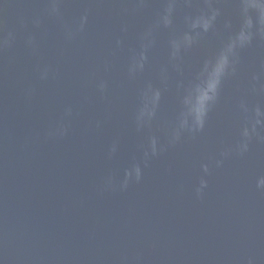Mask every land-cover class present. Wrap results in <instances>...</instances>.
<instances>
[{"label": "water", "instance_id": "95a60500", "mask_svg": "<svg viewBox=\"0 0 264 264\" xmlns=\"http://www.w3.org/2000/svg\"><path fill=\"white\" fill-rule=\"evenodd\" d=\"M170 2L58 0L57 15L0 0V264H264V36L238 50L203 130L182 128L241 0H174L165 26ZM209 3L213 30L192 29Z\"/></svg>", "mask_w": 264, "mask_h": 264}, {"label": "clouds", "instance_id": "9594fccd", "mask_svg": "<svg viewBox=\"0 0 264 264\" xmlns=\"http://www.w3.org/2000/svg\"><path fill=\"white\" fill-rule=\"evenodd\" d=\"M241 24L239 30L232 36L225 44L221 52L212 59L205 61L196 80L188 89L187 94L184 97V112L181 118V127L187 128L189 121L191 120L194 127L193 131L203 130L208 110L212 104L215 103L220 83L224 76L231 72H234V65L237 59V53L239 49H243L252 44L254 36L259 34L264 36V0H241ZM175 8L174 0L168 4L166 14L163 15L162 22L165 26H169L172 23L171 17ZM209 12H204L201 15L193 18H189L192 29L199 30V32L208 33L213 30L217 18L220 16L218 9L212 7L209 3ZM51 11L59 15V3L58 0H53ZM88 16L85 14L80 21V30H83L84 25L87 23ZM198 32V34H199ZM190 40V37H186ZM179 50V45H177ZM141 62L139 67L143 68V61L147 59L146 56L141 55ZM47 71L42 74V79L47 78ZM104 85H101L103 88ZM160 93L156 91L153 96L148 97L146 94L145 108L141 112V119L147 117L151 119L155 115V105L159 101ZM152 105V107H149ZM68 115H71V108L66 110ZM257 119L253 125V131L255 126L264 124V120L260 117H264V112L260 108L256 109ZM59 134H66L67 129L58 130ZM244 136L247 138L250 133L247 129L244 131ZM179 134L177 133V138ZM242 151L247 150V144L242 145ZM151 154H157V141L155 139L151 142ZM148 156V153H145ZM205 172L208 171L205 166ZM133 172L135 180L139 181L142 176L141 168L136 166L133 170L126 173V178L122 184V188L128 187L129 181L133 178ZM207 187V181L202 180L200 188L197 189L198 194H202L203 189ZM259 187L264 189V179L259 182Z\"/></svg>", "mask_w": 264, "mask_h": 264}]
</instances>
